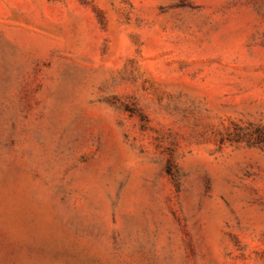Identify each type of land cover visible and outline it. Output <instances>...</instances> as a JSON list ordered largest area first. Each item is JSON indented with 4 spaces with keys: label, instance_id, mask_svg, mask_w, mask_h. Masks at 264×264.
Returning <instances> with one entry per match:
<instances>
[{
    "label": "rangeland",
    "instance_id": "374dc122",
    "mask_svg": "<svg viewBox=\"0 0 264 264\" xmlns=\"http://www.w3.org/2000/svg\"><path fill=\"white\" fill-rule=\"evenodd\" d=\"M0 264H264V0H0Z\"/></svg>",
    "mask_w": 264,
    "mask_h": 264
}]
</instances>
